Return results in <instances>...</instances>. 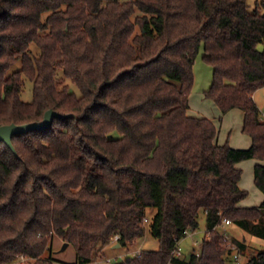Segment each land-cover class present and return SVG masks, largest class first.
<instances>
[{"label":"trees","instance_id":"1","mask_svg":"<svg viewBox=\"0 0 264 264\" xmlns=\"http://www.w3.org/2000/svg\"><path fill=\"white\" fill-rule=\"evenodd\" d=\"M260 44L264 1L0 0V126L64 116L15 136L17 154L0 141V264H71L54 255L57 239L74 246L72 264L89 263L113 236L129 247L147 230L158 250L112 264H227L223 219L264 241V201L240 206L249 193L237 167L264 162ZM201 48L213 68L205 97L244 112L248 149L220 145L212 120L188 114ZM254 182L264 194L263 164ZM202 212L200 251L174 255ZM233 242L242 264H264V248L248 257Z\"/></svg>","mask_w":264,"mask_h":264},{"label":"rangeland","instance_id":"2","mask_svg":"<svg viewBox=\"0 0 264 264\" xmlns=\"http://www.w3.org/2000/svg\"><path fill=\"white\" fill-rule=\"evenodd\" d=\"M264 0H248L250 9L254 10L257 5L262 4ZM259 50H264L263 44L258 46ZM203 48H201L195 64H194V85L193 90L190 95V108L188 114L191 115H202L200 117H205L212 120L219 128L220 132V142L226 144L227 142L242 145L244 140L248 137L245 133L239 131V128L236 122L227 118V120L222 119L223 113H221L219 107L210 99L205 97V91L209 89L213 80V68L203 60ZM21 68V63H17L12 67L11 72L18 71ZM64 84L70 85L69 80H64ZM72 90L77 91L75 86L70 85ZM22 100L25 102H31L33 99V85L31 81H26V86L22 93ZM256 102L263 113L264 119V88L256 91ZM238 112V111H236ZM230 123V125H229ZM244 124V118L242 117V125ZM231 126V127H230ZM249 138V137H248ZM230 145V144H229ZM244 169V178H243V187L247 188L249 191L248 197L245 199L246 205H258L262 200L263 193L257 191L254 186L253 181V168L249 163H244L242 165ZM264 201V200H263ZM261 205V204H260ZM200 226L195 232H189V234L183 238L179 243V253L178 256L183 259H187L192 253L199 252L201 248V242L204 237L206 230V218L204 212L201 213L199 218ZM148 225V223L146 224ZM230 234L236 239L243 240L244 236L246 239L247 245V256L251 257L257 254L260 250L264 248V241L256 238L250 234H247L235 224H232L230 227H225ZM160 243L152 234L147 230L145 237L140 239L134 245L129 247H122L121 249L112 250L111 248L107 249L105 257H100L102 260L106 257H110L115 262L124 260L127 256H134L138 251H156L159 249ZM63 243L61 240L57 239L53 246L54 255L63 262L75 263L77 260L76 250L74 246L70 245L68 248L61 252ZM103 252V251H102ZM107 255V256H106ZM99 257V255H98ZM227 264H235L230 256Z\"/></svg>","mask_w":264,"mask_h":264},{"label":"crops","instance_id":"3","mask_svg":"<svg viewBox=\"0 0 264 264\" xmlns=\"http://www.w3.org/2000/svg\"><path fill=\"white\" fill-rule=\"evenodd\" d=\"M253 97H254V100L256 101V93L253 95ZM257 103V102H256ZM258 105V104H257ZM259 107V106H258ZM260 109V108H259ZM261 110V109H260ZM221 111V110H220ZM236 111H238V112H236ZM262 112V111H261ZM222 113V112H221ZM191 116H194V117H200V116H202V115H198V116H195V115H191ZM223 116L224 117H222V119L224 118V120H227V118L228 119H230L231 121H235L236 122V124H237V126H238V128H239V131H241L242 133H243V125H242V117L244 118V112L242 111V110H240V109H233V110H231V111H229L228 113H226V114H223ZM262 120L264 121V119H263V113H262ZM229 125H230V123H229ZM231 127V126H230ZM220 130H219V135H220ZM246 135V134H245ZM248 136V135H247ZM249 137V138H248ZM245 140H244V144H242V145H235V144H233V143H231V141H229L230 143V146H232L233 148H235V149H248L251 145H252V139L250 138V136H248ZM220 138V136L218 137V139ZM220 140V139H219ZM218 140V143L220 144V145H223L220 141ZM250 162V166L253 168V181H254V169H255V166L257 165V164H263L264 165V162H262V161H259V160H256V159H251V160H247V161H243V162H241V163H238L237 164V167L238 168H240L242 171H243V175H242V180L240 181V188L241 189H243V190H246V191H248L247 190V188H244L243 187V178H244V169L242 168V165L244 164V163H249ZM254 186H255V189H257V191H260L257 187H256V185H255V182H254ZM261 192V191H260ZM248 193H249V191H248ZM262 193V192H261ZM250 194V193H249ZM263 200H264V194H263V197H262V200L260 201V203L258 204V205H253V206H259L262 202H263ZM240 206L241 207H252V205H246L245 204V200H243L241 203H240ZM204 216H205V218H206V215L204 214ZM232 225V224H231ZM230 225V226H231ZM229 226V227H230ZM229 234H230V232L227 230V229H225ZM207 229L205 230V233H204V237H206L207 236ZM246 233V232H245ZM230 236L232 237V238H235V237H233L231 234H230ZM204 237H203V239H204ZM242 241H244L245 243H246V239H245V236H244V239L242 240ZM108 248H111L112 250H116V249H121L122 247L121 246H119V244H115V245H113V246H108V247H105V248H103L102 249V251L106 254V252H107V249ZM101 251V252H102ZM102 252V253H103ZM107 256V255H106Z\"/></svg>","mask_w":264,"mask_h":264},{"label":"water","instance_id":"4","mask_svg":"<svg viewBox=\"0 0 264 264\" xmlns=\"http://www.w3.org/2000/svg\"><path fill=\"white\" fill-rule=\"evenodd\" d=\"M63 115L59 114L53 109H50L46 112L44 119L40 122H34V123H28V124H9V125H3L0 126V141L5 142L7 146L15 153L17 154L16 148L13 144V138L17 135L27 133L32 130L37 129H47L49 128L54 118H62ZM69 244L64 243L63 247L61 249V252H64L68 248ZM119 246H121L119 244Z\"/></svg>","mask_w":264,"mask_h":264},{"label":"built area","instance_id":"5","mask_svg":"<svg viewBox=\"0 0 264 264\" xmlns=\"http://www.w3.org/2000/svg\"><path fill=\"white\" fill-rule=\"evenodd\" d=\"M145 221L147 222L148 220L146 219ZM231 224L232 223H231L230 220L223 219L222 223L217 227V230L221 234H223L224 239H225V241L227 243V246L229 248H231V256H232V259L235 262V264H242L243 255L239 251L238 245L233 242V238L225 230V227L230 226ZM188 234L189 233H187L186 236ZM118 241H119V235H115V236H113L111 238L110 243H109L108 246H113L115 244H119ZM179 243H180V241H179ZM179 243H178V246H179ZM178 246H177L176 250L174 251V255H178V253H179V247ZM140 254H141V251H138V253L136 255H140ZM197 254H198V252H197ZM29 261H30L29 258H27L25 256H21L16 262L9 263V264H28ZM115 262H117V260ZM112 263H114V261L110 257H106L103 260L100 257H96L93 261H91L89 263H83V264H112ZM53 264H64V263L54 262Z\"/></svg>","mask_w":264,"mask_h":264}]
</instances>
